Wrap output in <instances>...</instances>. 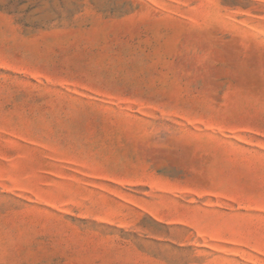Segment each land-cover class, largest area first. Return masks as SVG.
I'll list each match as a JSON object with an SVG mask.
<instances>
[{
    "label": "rangeland",
    "instance_id": "rangeland-1",
    "mask_svg": "<svg viewBox=\"0 0 264 264\" xmlns=\"http://www.w3.org/2000/svg\"><path fill=\"white\" fill-rule=\"evenodd\" d=\"M0 264H264V0H0Z\"/></svg>",
    "mask_w": 264,
    "mask_h": 264
}]
</instances>
